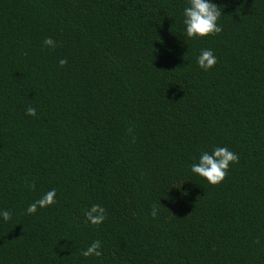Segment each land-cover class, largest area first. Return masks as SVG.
Masks as SVG:
<instances>
[{
    "label": "trees",
    "instance_id": "16d2710c",
    "mask_svg": "<svg viewBox=\"0 0 264 264\" xmlns=\"http://www.w3.org/2000/svg\"><path fill=\"white\" fill-rule=\"evenodd\" d=\"M186 2L0 0V264H264V0H214L196 39ZM215 147L239 156L216 186L191 172Z\"/></svg>",
    "mask_w": 264,
    "mask_h": 264
},
{
    "label": "clouds",
    "instance_id": "9594fccd",
    "mask_svg": "<svg viewBox=\"0 0 264 264\" xmlns=\"http://www.w3.org/2000/svg\"><path fill=\"white\" fill-rule=\"evenodd\" d=\"M223 11L221 6L214 0H187L186 6L183 9V25L184 34L188 39L207 38L217 36L222 33L223 26L220 23ZM48 48H55L56 42L52 38H47L43 41ZM68 61L60 59L59 65L64 67ZM218 63V58L212 49H204L200 52L197 58L198 67L209 72ZM26 115L37 117V109L34 107L26 108ZM239 163V156L228 147H215L211 152L203 151L198 161L191 165V172L204 178L211 185L221 184L230 171V166ZM34 188V185H32ZM57 192L51 189L46 192L41 198L29 204L26 214L35 215L40 209H46L54 206L57 203ZM159 212L157 205L152 206V217L156 218ZM86 223L92 226H100L107 219V211L100 204H92L85 212ZM0 218L4 222L12 219L10 211L0 209ZM81 255L85 258L100 257L102 255V245L99 240L92 242L86 249L81 251Z\"/></svg>",
    "mask_w": 264,
    "mask_h": 264
}]
</instances>
